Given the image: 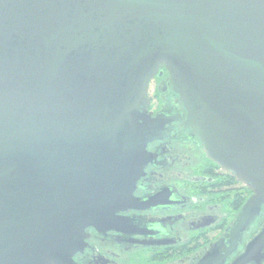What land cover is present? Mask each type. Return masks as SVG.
<instances>
[{
    "label": "water",
    "instance_id": "obj_1",
    "mask_svg": "<svg viewBox=\"0 0 264 264\" xmlns=\"http://www.w3.org/2000/svg\"><path fill=\"white\" fill-rule=\"evenodd\" d=\"M159 67L206 156L264 207V0H0V264H75L86 229L138 208ZM264 225L231 264H262Z\"/></svg>",
    "mask_w": 264,
    "mask_h": 264
},
{
    "label": "flooded vegetation",
    "instance_id": "obj_2",
    "mask_svg": "<svg viewBox=\"0 0 264 264\" xmlns=\"http://www.w3.org/2000/svg\"><path fill=\"white\" fill-rule=\"evenodd\" d=\"M146 98L156 137L146 146L133 191L138 208L118 212L108 229H86L75 264H200L215 248L226 252L221 243L252 195L206 156L199 137L185 125L187 113L164 67L150 79ZM263 225L264 207L224 264H231Z\"/></svg>",
    "mask_w": 264,
    "mask_h": 264
}]
</instances>
